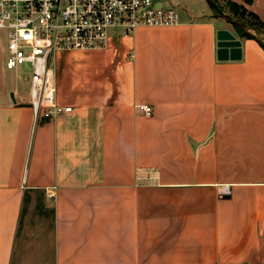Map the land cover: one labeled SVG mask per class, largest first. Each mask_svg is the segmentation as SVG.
I'll list each match as a JSON object with an SVG mask.
<instances>
[{"label": "crops", "instance_id": "1", "mask_svg": "<svg viewBox=\"0 0 264 264\" xmlns=\"http://www.w3.org/2000/svg\"><path fill=\"white\" fill-rule=\"evenodd\" d=\"M194 7L57 53L52 120L0 42V264H264V49Z\"/></svg>", "mask_w": 264, "mask_h": 264}, {"label": "built area", "instance_id": "2", "mask_svg": "<svg viewBox=\"0 0 264 264\" xmlns=\"http://www.w3.org/2000/svg\"><path fill=\"white\" fill-rule=\"evenodd\" d=\"M167 0H0L4 67L28 66L29 105L35 122L71 111L55 101L52 61L57 53L106 47L113 32L126 36L139 26L177 24ZM145 116L151 107L137 106ZM51 192L47 197L51 198Z\"/></svg>", "mask_w": 264, "mask_h": 264}, {"label": "rangeland", "instance_id": "3", "mask_svg": "<svg viewBox=\"0 0 264 264\" xmlns=\"http://www.w3.org/2000/svg\"><path fill=\"white\" fill-rule=\"evenodd\" d=\"M215 2V4L221 9V11H223L225 14L234 17L237 20H244L242 22H250L251 24H255V21H253V18L251 19L250 16L248 17H243L244 19H241L239 16H234L233 12H231V10H229V7L231 4H236L233 1L236 0H213ZM167 6H170L172 8H174L176 11L179 12H183L184 10L190 8L193 9L195 8L194 6H200V7H204L206 8L207 5L205 3L204 0H167L166 2ZM237 5V4H236ZM208 9V8H207ZM208 13H210L213 17V13L208 9ZM228 28H231L232 31L237 34V31L229 24H227ZM262 38L264 39V36H262ZM3 38L1 40L2 43V47H4V43L2 42ZM264 44V43H263ZM28 66H23L21 69H19V71H17L18 75H19V81L15 79V76L17 75L14 71H5L4 74L1 76L5 82V84H7L8 86L11 85V87L13 88V86L15 84H18V87L23 88L24 85V81L27 78V75L25 74L26 71H28ZM18 78V77H17ZM28 86V85H27Z\"/></svg>", "mask_w": 264, "mask_h": 264}, {"label": "water", "instance_id": "4", "mask_svg": "<svg viewBox=\"0 0 264 264\" xmlns=\"http://www.w3.org/2000/svg\"><path fill=\"white\" fill-rule=\"evenodd\" d=\"M210 11L216 18L224 20L226 23L231 25L236 31L249 35L253 39L264 43V31L254 28L241 20H237L225 14L221 9L215 4L213 0H204ZM217 47L218 55L226 53L227 50H231L232 53L238 51L239 42L236 41L235 37L228 31H218L217 32ZM12 97V95H10Z\"/></svg>", "mask_w": 264, "mask_h": 264}, {"label": "trees", "instance_id": "5", "mask_svg": "<svg viewBox=\"0 0 264 264\" xmlns=\"http://www.w3.org/2000/svg\"><path fill=\"white\" fill-rule=\"evenodd\" d=\"M245 4H250L252 0H242ZM229 10H231V12H233V15L235 16H239L241 19H244L243 17H248L250 16L251 19L253 18V21H255V24H251L250 22H245L246 24L254 27V28H257L261 31H264V24L260 23L253 14H250V13H246V10L242 7V6H239V5H236V4H231L230 7H229ZM244 21V20H243ZM237 33L241 36V37H245V38H249V39H253L252 37H250L249 35H246L244 33H241L239 31H237ZM255 40V39H253ZM257 41V40H256ZM260 44H261V47L264 49V44L260 41H258Z\"/></svg>", "mask_w": 264, "mask_h": 264}]
</instances>
